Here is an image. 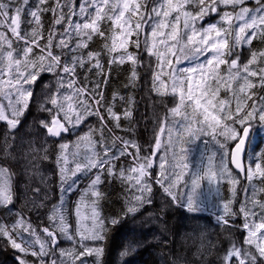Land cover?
<instances>
[{
	"label": "snow or ice",
	"instance_id": "obj_1",
	"mask_svg": "<svg viewBox=\"0 0 264 264\" xmlns=\"http://www.w3.org/2000/svg\"><path fill=\"white\" fill-rule=\"evenodd\" d=\"M113 72L144 92L140 119L134 96H106ZM257 85L264 0H0V241L18 264H133L144 241L119 228L143 217L164 264H264ZM141 121L146 147L131 138ZM202 137L206 167L189 161ZM112 185L123 206L107 216ZM173 208L187 222L175 232ZM212 208L214 239L200 223Z\"/></svg>",
	"mask_w": 264,
	"mask_h": 264
},
{
	"label": "trees",
	"instance_id": "obj_2",
	"mask_svg": "<svg viewBox=\"0 0 264 264\" xmlns=\"http://www.w3.org/2000/svg\"><path fill=\"white\" fill-rule=\"evenodd\" d=\"M34 2L35 0H33V3ZM253 43L257 47H260L257 41H254ZM124 80H125V74L123 72L120 73L113 72L108 88L106 90V96L110 98L113 89H119L126 96L128 95L134 96L137 101L136 118L140 119V117L144 116L145 113L146 102L144 99H142V97L145 94L140 89H137L135 91H132L130 89H123L122 85ZM257 93L258 95L264 94L259 92L258 85H257ZM92 123L95 124L96 121L93 119ZM152 127H153L152 124L149 123L145 125V123L141 121L135 134L131 138L137 140L139 144L146 147L152 138V131H151ZM2 128H3V124L0 123V129ZM30 130H31L30 127L28 125H25L24 131H30ZM259 137L263 139L261 146H264V137H262L260 134ZM121 163L123 165H127L130 164L131 161L125 159ZM225 185L228 188V195L226 197L225 196L221 197L219 200H216L217 202L230 198L231 195L230 186L227 183H225ZM83 186L84 184L82 183L81 187ZM107 190L110 193V197L104 205L103 208L104 214L107 216L119 214L123 206V193L121 192L118 185H112ZM76 198H77L76 195H73L71 197V200L74 202ZM65 199L67 200L68 198L66 197ZM157 201L159 202V195L157 196ZM17 207H19V205H17ZM215 211H216L215 208L210 209L209 212L204 214V216L200 221L202 225L207 227L209 233L211 234V238L213 239L215 238V234L220 231V229L216 226L215 217L213 216V212ZM12 215L14 216L15 214L13 213ZM31 219L33 223L38 222L35 214L31 215ZM41 219H44L43 215H41ZM143 219H144L143 217H140L135 221L131 219L125 221L124 224L120 226L118 235H123L129 233L131 230H135V234L144 241L141 250L133 258V264H164L165 256H164V248L161 244L162 237L160 235V232L155 227H153L152 231H148L147 225L142 224ZM11 221H12V217H10L7 213L0 212V223H11ZM70 223L74 228L75 227L74 217H70ZM184 223L187 222L183 219L181 211L178 208H173L171 210V219H169V227L172 230V232H175L177 230V227ZM167 235H170V233ZM63 246L70 247L68 242H65ZM18 256H22V254L15 252L10 247L5 245L3 241H0V264H18L17 261ZM24 258L28 259L29 261L35 259L32 257H24Z\"/></svg>",
	"mask_w": 264,
	"mask_h": 264
},
{
	"label": "rangeland",
	"instance_id": "obj_3",
	"mask_svg": "<svg viewBox=\"0 0 264 264\" xmlns=\"http://www.w3.org/2000/svg\"><path fill=\"white\" fill-rule=\"evenodd\" d=\"M260 138L259 134L254 135V142L256 143V140ZM204 140H208L207 145L203 143ZM188 147L191 149L189 152V161L192 165H200L201 167L207 166V158L213 151H215V145L214 142L211 141L209 137H202L201 140L194 142L193 144L188 145ZM159 155V154H158ZM219 158H216V162L218 163ZM187 179V177H186ZM225 183L226 181H221L219 184L220 188V198L223 196L228 195V188L226 187ZM202 184L205 185L206 189V181L202 182ZM221 200L220 202H222ZM216 203H220L217 201H214ZM213 209V208H212ZM216 210V209H215Z\"/></svg>",
	"mask_w": 264,
	"mask_h": 264
},
{
	"label": "flooded vegetation",
	"instance_id": "obj_4",
	"mask_svg": "<svg viewBox=\"0 0 264 264\" xmlns=\"http://www.w3.org/2000/svg\"><path fill=\"white\" fill-rule=\"evenodd\" d=\"M262 140H263V139L258 138V139L256 140V143L261 144V143H262Z\"/></svg>",
	"mask_w": 264,
	"mask_h": 264
}]
</instances>
